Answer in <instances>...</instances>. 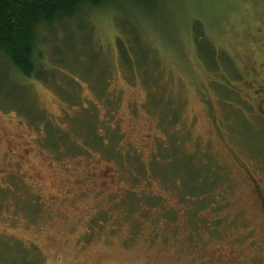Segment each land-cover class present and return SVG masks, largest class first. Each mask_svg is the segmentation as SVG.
Here are the masks:
<instances>
[{"label": "rangeland", "instance_id": "rangeland-1", "mask_svg": "<svg viewBox=\"0 0 264 264\" xmlns=\"http://www.w3.org/2000/svg\"><path fill=\"white\" fill-rule=\"evenodd\" d=\"M76 16L0 57V264H264V0Z\"/></svg>", "mask_w": 264, "mask_h": 264}, {"label": "trees", "instance_id": "trees-1", "mask_svg": "<svg viewBox=\"0 0 264 264\" xmlns=\"http://www.w3.org/2000/svg\"><path fill=\"white\" fill-rule=\"evenodd\" d=\"M122 1L139 5L151 0H0V57L6 61V71L23 77L40 75L44 66V53L39 48L41 26L55 31L57 22L76 18L78 10L86 8L87 15L102 13L122 5ZM123 35L119 37L122 59Z\"/></svg>", "mask_w": 264, "mask_h": 264}]
</instances>
